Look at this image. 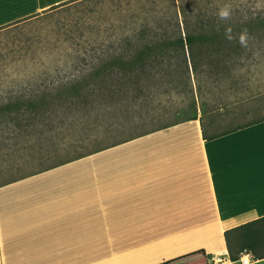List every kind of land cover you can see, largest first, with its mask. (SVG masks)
<instances>
[{
  "label": "crops",
  "instance_id": "1",
  "mask_svg": "<svg viewBox=\"0 0 264 264\" xmlns=\"http://www.w3.org/2000/svg\"><path fill=\"white\" fill-rule=\"evenodd\" d=\"M69 1L0 0V29ZM102 152L98 199L93 170L69 163L0 181V264H176L202 250L241 264L225 232L264 218V119L206 138L199 118Z\"/></svg>",
  "mask_w": 264,
  "mask_h": 264
},
{
  "label": "rangeland",
  "instance_id": "2",
  "mask_svg": "<svg viewBox=\"0 0 264 264\" xmlns=\"http://www.w3.org/2000/svg\"><path fill=\"white\" fill-rule=\"evenodd\" d=\"M262 1L257 4V10L264 8ZM176 15H181L179 0H73L0 29V106L15 103V97L21 95L23 98L20 102L24 106L33 100L32 93L42 95L43 92H53L57 95L54 99L56 105L51 106V111H41L40 115L31 116L14 110L11 114L4 112L0 117V122L4 123L0 126V143L6 141L9 145L0 148V181L32 174L55 164L66 153V147L59 146L61 139L66 137L69 143L82 135L71 127H64L48 130L39 139V136L27 134L26 123L31 120L58 124L65 121L69 124L71 119L76 118L77 109L85 104L105 107L100 130L103 142L107 145L116 137L122 139L134 132L153 130L178 120V113L187 110L188 96L185 93H171V103L166 102L168 95L159 96L162 101L155 100L152 106L141 110V117L132 120L124 111H121L120 117L118 112L117 117L112 114L110 106L115 105L118 94L113 96L111 92L119 84L93 78V75L108 72L107 62L111 58L131 55L125 52L127 40L138 41L146 27H171ZM169 31L175 33L174 28ZM151 37L147 35V38ZM251 45L249 51L253 53L245 60L246 66L233 71L239 77L236 80L239 79L240 84H234L231 78L229 85L218 86L208 93L209 99L213 101V95L225 92V101L218 108L230 105L229 109H232L235 104L231 103L238 98L264 93V40L254 38ZM113 69L118 70L119 67ZM82 79H87L82 82L86 88L81 87L80 93L64 92L66 85L79 83ZM231 85H235L238 90H229ZM85 94L89 98H85ZM195 95H198L196 89ZM255 99L244 101L249 109L245 121L264 113V100L260 104ZM160 102L162 106H158ZM260 106L262 109L257 111ZM197 112L198 118H201V109ZM211 114L203 118L208 130L222 129L225 123L231 121L230 115L219 117L216 114L215 118L210 117ZM102 153L69 162L78 166L79 177L93 170V185L97 191L95 199L100 198L101 192ZM85 184L79 179V188ZM93 185L90 184V187ZM188 261L191 259L176 264Z\"/></svg>",
  "mask_w": 264,
  "mask_h": 264
},
{
  "label": "trees",
  "instance_id": "3",
  "mask_svg": "<svg viewBox=\"0 0 264 264\" xmlns=\"http://www.w3.org/2000/svg\"><path fill=\"white\" fill-rule=\"evenodd\" d=\"M179 1L181 15H176V21L171 27L168 28L163 25H159L157 26L158 28L154 29L146 27L141 32V38L138 41L127 40L125 52L131 54L130 56L111 58L107 62L106 68L109 69L108 72L93 75V78H103L105 82L115 81L119 84L111 92L113 96L118 94L115 105L110 106L112 114H116V117L117 112L120 117L121 111H124L129 117L131 116L132 120H135L137 117H141V110L144 107L149 108L154 104L155 100L162 101L159 98L161 95H168L169 98L166 102L171 103V93L173 92L187 94V110L184 113H178V120L175 122L167 123L149 131L134 132L135 134L131 133L132 135L122 139L116 137L108 145L104 144L102 130H100L103 124L105 107L85 104L77 109L76 118L71 119L72 122L69 124H66L65 121L58 124L52 121L31 120L26 123L27 134L39 136V139H42V136L48 130L52 131L54 128L61 129L64 127H71L82 135L69 143L66 137L62 138L59 146L66 147L64 149L66 153L64 152L63 157L54 162L55 164L28 175L76 161L153 131L190 120H197L199 119L198 109H201L203 114L200 119L206 138H214L264 119V113H262L259 117L245 121L249 114V109L245 102L251 98H256L254 101H258L261 104L264 100L263 92L249 95L247 98H238V100L231 103V105L235 104L232 109H229L231 108L230 105L218 108L225 101V92L213 95V101L209 99L210 96L208 95L218 86L229 85L228 81L231 78L234 84H240L239 79L236 80L238 76L233 71L246 66L245 60L253 53L249 51L252 46V40L254 38L264 40V8L257 10V4L263 1ZM64 4L57 5L52 9ZM224 5L231 6V16L228 20H220L217 15L220 8ZM170 28L172 30L173 28L175 29L174 34H171ZM227 28L232 29V35L235 39L229 41L225 38V30ZM244 30L247 31L248 35L246 47L241 46L239 43V35ZM147 35L152 37L147 38ZM117 67H119L118 70L113 69ZM85 80L87 79H82L79 83H73L70 86L66 85L64 92L69 94L80 93L81 87L85 86L86 88V85L82 84V82H86ZM195 89L198 91V95H195ZM228 89L234 90V92L238 90L235 85L229 86ZM21 98H23V95L15 97V103L1 105L0 117H2L4 112L8 111L11 114L14 110L23 111L31 116L33 114L40 115L41 111H51L53 109L51 106L56 105L54 99L57 98V95L53 92H43L42 95L32 93L31 98L33 100H30L27 106L20 102ZM85 98H89V95L85 94ZM158 106H162V102L158 103ZM261 109L260 106L257 111ZM218 110H223L225 113L223 111L217 112ZM209 114H211L210 117L215 118L216 114L217 116L220 115L219 117L230 115L231 121L225 123L224 125L226 126L222 129L219 127L215 130H208L203 118ZM3 125L4 123L0 122V126ZM17 125L20 126L21 124ZM8 146L6 141L5 143H0V148ZM18 178H12L4 182L14 181ZM225 240L232 261H237L240 253L244 250L250 251L255 260L264 259V218L228 229L225 232ZM198 253L204 254L202 259L182 264H210L204 250ZM176 260L166 261L161 264H173Z\"/></svg>",
  "mask_w": 264,
  "mask_h": 264
},
{
  "label": "clouds",
  "instance_id": "4",
  "mask_svg": "<svg viewBox=\"0 0 264 264\" xmlns=\"http://www.w3.org/2000/svg\"><path fill=\"white\" fill-rule=\"evenodd\" d=\"M217 15H218V18L220 20L230 19L231 6L230 5H224L222 8H220ZM225 38L228 39L229 41L235 39V37L232 35V29L231 28H227L225 30ZM247 40H248L247 31L244 30L239 35V43L241 44V46L246 47L247 46Z\"/></svg>",
  "mask_w": 264,
  "mask_h": 264
},
{
  "label": "built area",
  "instance_id": "5",
  "mask_svg": "<svg viewBox=\"0 0 264 264\" xmlns=\"http://www.w3.org/2000/svg\"><path fill=\"white\" fill-rule=\"evenodd\" d=\"M237 261L241 264H254V257L250 251L244 250Z\"/></svg>",
  "mask_w": 264,
  "mask_h": 264
}]
</instances>
